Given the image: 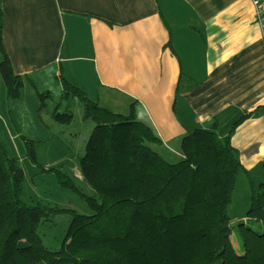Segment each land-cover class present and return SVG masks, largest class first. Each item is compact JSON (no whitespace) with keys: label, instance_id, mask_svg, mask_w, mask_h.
Returning a JSON list of instances; mask_svg holds the SVG:
<instances>
[{"label":"crops","instance_id":"0c3cea01","mask_svg":"<svg viewBox=\"0 0 264 264\" xmlns=\"http://www.w3.org/2000/svg\"><path fill=\"white\" fill-rule=\"evenodd\" d=\"M0 12L3 50L27 76L21 93L49 76L62 89L63 77L103 109L126 115L133 105L169 162L181 158L182 136L216 122L222 137L233 129L243 166L262 174L264 21L252 0H0ZM3 87L0 122L10 127L15 101Z\"/></svg>","mask_w":264,"mask_h":264},{"label":"trees","instance_id":"16d2710c","mask_svg":"<svg viewBox=\"0 0 264 264\" xmlns=\"http://www.w3.org/2000/svg\"><path fill=\"white\" fill-rule=\"evenodd\" d=\"M1 23L0 12V80L6 99L14 101L27 76L12 70ZM60 79L62 98L78 99L84 118L94 123L79 158V174L92 192L85 194L67 174L53 171L60 187L78 192L92 214L22 201L20 158L0 139V264H264V229L240 223V252L231 239L228 205L240 171L251 187L247 217L264 223V170L256 188L230 143L233 129L224 137L216 122L193 130L180 139L181 158L169 162L157 153L162 141L151 126L137 121L133 105L126 115L103 109L81 87ZM38 95L39 115L50 95ZM57 110L51 117L59 124L72 121L68 108ZM24 140V157L39 165L34 142ZM60 214L71 221L60 249L51 251L38 225Z\"/></svg>","mask_w":264,"mask_h":264},{"label":"rangeland","instance_id":"374dc122","mask_svg":"<svg viewBox=\"0 0 264 264\" xmlns=\"http://www.w3.org/2000/svg\"><path fill=\"white\" fill-rule=\"evenodd\" d=\"M44 83L42 86L38 85L36 91L38 93L49 91L50 98L44 101L45 110L38 115L41 101L38 93L29 87L28 91L20 93L21 99L19 97L14 100L15 102L13 101L12 109L8 108V123L12 129L0 122V139L7 146L11 156L16 155L14 145L19 146V151H23L21 154L24 157L26 151L24 139L34 142L32 146L39 165L31 163L26 157L19 162L25 176L22 201L30 204L55 205L75 210L79 214L91 215V210L79 198L78 192L60 187L56 172L53 170L67 174L74 181L75 186L82 189L85 194L92 192L79 174V158L85 153L84 147L94 123L84 118L83 107L78 99L74 98L68 102L62 98V89H58L55 79L52 80L49 76ZM54 108L59 112H64L68 108L72 113V121L67 125L59 124L51 117ZM9 130L14 135V139L10 136ZM261 171L262 165H258L249 172L256 188L261 180ZM235 180L231 203L228 205V215L231 219V239L236 250L240 252L242 251L240 230L243 227L239 224L261 231L264 229V223L247 217L251 194L247 175L240 171ZM70 221L69 215L60 214L51 222L38 225L37 233L45 247L51 251L60 249Z\"/></svg>","mask_w":264,"mask_h":264},{"label":"built area","instance_id":"2783aa9c","mask_svg":"<svg viewBox=\"0 0 264 264\" xmlns=\"http://www.w3.org/2000/svg\"><path fill=\"white\" fill-rule=\"evenodd\" d=\"M258 22L264 21V0H252Z\"/></svg>","mask_w":264,"mask_h":264}]
</instances>
